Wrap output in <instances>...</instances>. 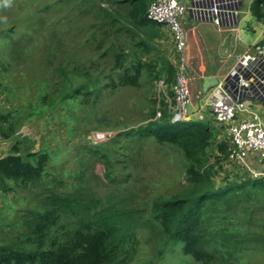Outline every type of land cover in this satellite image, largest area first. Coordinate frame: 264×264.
<instances>
[{
	"label": "rangeland",
	"instance_id": "obj_1",
	"mask_svg": "<svg viewBox=\"0 0 264 264\" xmlns=\"http://www.w3.org/2000/svg\"><path fill=\"white\" fill-rule=\"evenodd\" d=\"M66 1L0 0V113L6 118L0 125L6 130L14 124L17 133L25 128L20 137L26 138L22 148L44 151L51 157L41 179L11 183L12 190L0 191V244L23 231V216L31 209L40 210L49 194L81 191L104 204L110 198L135 214L137 250L130 264H199L185 255L180 245L166 242L151 215L154 199L177 195L187 187L188 162L182 151L152 137L141 139L123 133L158 118L160 111L156 117L150 115L153 109H160L163 98L172 106L169 86L163 80L152 82L145 72L139 86L115 90L105 86L96 101L86 96L62 99V84L86 82L87 77L81 74L84 71L100 75L101 84H108L114 65L110 43L126 49L128 40L125 32L117 39L110 38L93 25L101 22L91 11V1L97 0ZM100 1L102 7H108ZM153 45L157 52L153 55L179 66L180 54L167 26L163 25ZM211 51L215 53V49ZM211 51L207 47V53L213 54ZM186 55L191 104L184 121L211 125L219 141L225 137L224 127L216 123L209 106L192 104L191 81L199 71ZM13 141L14 137L5 139L0 134V156L9 152ZM210 150L208 167L215 171L216 185L241 170V165L229 158L217 162L215 142ZM237 214L236 223L226 226L230 231L236 228L246 240L244 250H238L232 261L264 264V208L253 213L255 220L249 224L239 221L243 214Z\"/></svg>",
	"mask_w": 264,
	"mask_h": 264
},
{
	"label": "trees",
	"instance_id": "obj_2",
	"mask_svg": "<svg viewBox=\"0 0 264 264\" xmlns=\"http://www.w3.org/2000/svg\"><path fill=\"white\" fill-rule=\"evenodd\" d=\"M102 1L108 7H102L100 0L91 1V11L98 20L101 17V22L93 25L110 38L117 39L125 32L126 49L114 41L110 43L114 65L108 84H101L100 75L91 76L84 71L81 74L87 77L86 82L70 86L60 82L65 88L60 95L62 99L77 100L86 96L96 101L105 86L113 90L139 86L146 72L152 82L163 80L169 86L173 103L177 67L164 57L153 55L156 52L153 43L161 36L163 25L147 18L151 0ZM263 3L264 0H255L251 5L252 13L260 20H264ZM166 99L161 100L160 109L151 111V117L160 111L158 118L123 132L176 146L188 162L185 190L154 199L151 215L159 223L166 242L180 245L182 252L196 263L236 264L232 260L238 250H244L246 238L236 228H233L235 232L230 231L226 225L236 223L234 217L238 218V212L243 214L245 220H239L243 223L255 220L253 213L264 208V175L254 177L239 166L241 170L228 174L222 184L216 185L215 171L212 166L208 167L213 153L209 149L215 142L220 163L229 158L231 144L226 139L217 141L213 127L200 120L173 122ZM3 121L6 118L0 113V124ZM14 127L13 124L5 130L0 125V134L5 139L14 137L9 152L0 156L2 192L12 190L11 183L41 179L51 159L47 152L22 148L26 138L18 137ZM111 200L108 198L104 204L91 193L81 191L49 194L40 210L31 209L23 216V231L0 244V264H130L137 250L133 231L137 218L132 211Z\"/></svg>",
	"mask_w": 264,
	"mask_h": 264
},
{
	"label": "built area",
	"instance_id": "obj_3",
	"mask_svg": "<svg viewBox=\"0 0 264 264\" xmlns=\"http://www.w3.org/2000/svg\"><path fill=\"white\" fill-rule=\"evenodd\" d=\"M241 2L242 0H151L147 18L168 27L175 49L180 54L173 85L174 102L170 107L173 122L187 119L188 106L191 104V73L186 67L188 29L185 15L189 13L197 21H211L218 27H228L238 35ZM238 38L240 39L239 36ZM257 92L264 97V32L262 42L239 58L225 80L213 85L208 98L211 115L219 126L224 127L231 141L229 159L249 170L254 177L263 173L253 170L248 164V158L256 155L264 164V122L253 99Z\"/></svg>",
	"mask_w": 264,
	"mask_h": 264
},
{
	"label": "crops",
	"instance_id": "obj_4",
	"mask_svg": "<svg viewBox=\"0 0 264 264\" xmlns=\"http://www.w3.org/2000/svg\"><path fill=\"white\" fill-rule=\"evenodd\" d=\"M254 1L242 0L241 2L238 14V35L234 34L231 52L227 56L220 55V47L227 36L233 33L230 28L218 27L211 21H197L189 13L185 15V23L188 29L187 54L191 63L196 64L197 71H199L196 78L191 81L194 100L192 104L197 102L200 103L199 106L202 108L207 106L210 91L213 87L211 86L212 83L214 81H219V83L224 81L237 65L239 58L244 53L253 50L256 44L262 42L264 20L258 19L252 13L251 5ZM207 47H209L210 51L211 49H215V53L211 51L213 54H208ZM201 98L203 99L200 100ZM253 99L255 108L261 114L264 122V97L257 92ZM224 134L225 137L223 139H226L231 144L230 139L225 133V129ZM248 164L253 170L260 171L264 175V164L259 161L256 155L248 158Z\"/></svg>",
	"mask_w": 264,
	"mask_h": 264
},
{
	"label": "water",
	"instance_id": "obj_5",
	"mask_svg": "<svg viewBox=\"0 0 264 264\" xmlns=\"http://www.w3.org/2000/svg\"><path fill=\"white\" fill-rule=\"evenodd\" d=\"M233 36L234 33H230L226 40L224 41V43L222 44V46L220 47V55L222 56H227L228 54H230L231 52V48L233 45ZM216 81H214V83H212L211 86L215 85ZM25 128L23 130H21L20 132L17 133L18 137H23L25 135Z\"/></svg>",
	"mask_w": 264,
	"mask_h": 264
},
{
	"label": "bare ground",
	"instance_id": "obj_6",
	"mask_svg": "<svg viewBox=\"0 0 264 264\" xmlns=\"http://www.w3.org/2000/svg\"><path fill=\"white\" fill-rule=\"evenodd\" d=\"M24 32V31H23ZM3 82V81H2ZM208 119V118H207ZM209 122V121H208ZM222 127V126H221ZM157 144V143H156Z\"/></svg>",
	"mask_w": 264,
	"mask_h": 264
}]
</instances>
